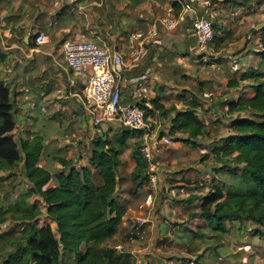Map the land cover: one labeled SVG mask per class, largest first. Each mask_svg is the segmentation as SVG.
<instances>
[{"label":"crops","instance_id":"1","mask_svg":"<svg viewBox=\"0 0 264 264\" xmlns=\"http://www.w3.org/2000/svg\"><path fill=\"white\" fill-rule=\"evenodd\" d=\"M182 3L0 0V51L5 54L0 60V79L10 87L19 107L12 133L29 138L36 131L43 132L39 164L51 171L64 168L57 157H63L68 165H86L92 139L102 133L110 136L118 126L115 121L99 126L92 123L82 94L88 72L68 66L63 43L67 39L94 40L117 51L122 57L120 101L135 102V90L140 88L142 100L148 103L146 122L155 134L172 139L169 117L189 109L186 101L194 96L198 102L194 111L205 124V131L195 140L172 139L162 146L155 156L159 166L157 189L144 183L134 193H130V175L135 159L130 148L139 145L140 133L128 139L130 148L121 154L117 168L120 180L114 194L125 211L115 232L102 245L113 248L130 264H245V256L248 264H258L250 255L260 257L261 245L243 242L240 254L230 251L229 233L238 231L235 222L229 223L232 230L226 222L224 232L214 231L196 213L211 184L221 180L218 174L223 168L212 153L214 140L229 131V120L236 115L231 105L252 95V82L239 79V75L249 68L264 71V63L256 54L261 49L264 21L254 22L255 14L244 15L264 0H209L191 11H184ZM168 7L177 18L172 29L159 23ZM201 15L220 27L218 33H224L225 40L217 47L214 43L197 46L192 20ZM153 23L158 25L155 38L141 43L135 39V33H145ZM246 25L254 28L249 33L257 32V49L248 45V32L241 35ZM38 33L44 35L40 43L35 41ZM230 80L237 82L230 85ZM172 107L173 111L160 114V110ZM148 194L152 195L151 202H146ZM46 222L55 231V223Z\"/></svg>","mask_w":264,"mask_h":264},{"label":"trees","instance_id":"2","mask_svg":"<svg viewBox=\"0 0 264 264\" xmlns=\"http://www.w3.org/2000/svg\"><path fill=\"white\" fill-rule=\"evenodd\" d=\"M212 27L211 42L217 47L225 35L218 33L216 24ZM260 43L256 54L264 63V24ZM4 56L0 51V60ZM239 79L252 82V95L231 105L236 115L229 120L228 133L214 140L212 153L231 176H238L232 167L241 171L242 184L226 188L221 180L212 183L196 213L220 232L226 230V222L249 220L264 225V71L249 68ZM186 102L189 109L169 117L168 134L173 140H195L204 134L205 124L194 111L195 96ZM18 108L10 87L0 79V228L6 222L13 225L0 229V264H130L102 244L115 232L125 211L114 195L120 180L117 168L135 131L118 127L110 136L102 133L92 139L86 165H68L57 157L64 168L51 171L39 164L43 132L29 138L13 135ZM173 110H160V114ZM148 111L145 107V115ZM130 154L135 159L130 175V193H134L148 183L147 162L138 146L131 147ZM48 220L55 223V231Z\"/></svg>","mask_w":264,"mask_h":264},{"label":"built area","instance_id":"3","mask_svg":"<svg viewBox=\"0 0 264 264\" xmlns=\"http://www.w3.org/2000/svg\"><path fill=\"white\" fill-rule=\"evenodd\" d=\"M209 0H183L184 11H191L195 5H207ZM162 27L172 29L177 24L173 9L168 7L163 18L160 19ZM192 30L196 44L200 47L207 46L214 38L211 20L206 15L197 16L192 20ZM158 25L153 23L145 33H135V39L140 43L144 39L155 38ZM44 38L42 33L35 37L36 43ZM63 54L68 66L74 71H87V81L82 90L85 106L94 125H102L115 121L118 127L132 131H141L139 151L147 162L148 186L156 190L158 187L159 166L156 154L164 145L172 142L171 137L155 134L146 122L145 107L148 103L142 100L143 92L140 88L135 90L138 97L135 102L123 104L120 101L121 88L119 73L122 68V57L117 51L109 49L94 40L67 39L63 43ZM152 201L148 194L146 202ZM143 224L144 219H139Z\"/></svg>","mask_w":264,"mask_h":264},{"label":"rangeland","instance_id":"4","mask_svg":"<svg viewBox=\"0 0 264 264\" xmlns=\"http://www.w3.org/2000/svg\"><path fill=\"white\" fill-rule=\"evenodd\" d=\"M257 8H253L252 13H244V15H249L252 16L254 15L255 21L254 22H260V21H264V4L263 3H257ZM247 19H244V22ZM252 27H250V25H246V27L243 28V34H245L246 32L249 33V29H251ZM254 28H252L251 30H253ZM250 30V31H251ZM256 33H253L252 31L249 33L250 34V38H246V41H248V45H254V47L257 49L260 45H259V40L256 36ZM247 36V35H246ZM208 46H212V42L209 43ZM258 58H255V61H257ZM18 116L16 115V119L18 121ZM74 155V153H73ZM232 169L234 171L237 172L238 176H231L227 170L223 169L222 171H220V173L218 174V176L220 177L221 181L223 182L224 186L226 188L228 187H232L233 186H240L242 184L241 178H240V173L241 171L238 169L236 170L234 167H232ZM16 192H14L12 195H15ZM239 223V224H238ZM230 227V230H232V228H234L231 224L227 223ZM238 225V231H236L235 229H233L234 231L229 233V246H230V251L235 250L237 251V253H239L240 251H243L242 249H239L240 247H242L243 242L245 243H250L251 246H254V243L258 246H262L263 250L261 253L260 257H257V254L252 253L253 260L257 259V261H259L260 264H264V225H259L253 221H249V220H244L242 222H235L234 226ZM245 225V226H244ZM13 225L10 222H6V224H3L1 226V230H7L9 228H11ZM232 226V227H231ZM240 254V253H239ZM239 254L237 255V262L240 260L239 259ZM250 254V252H249ZM229 255H236V254H232L231 252L229 253ZM249 262V258L247 256L244 257V263L248 264ZM250 263V262H249ZM258 263V264H259Z\"/></svg>","mask_w":264,"mask_h":264}]
</instances>
